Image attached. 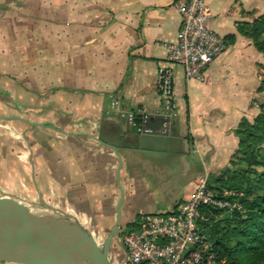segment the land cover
<instances>
[{
	"label": "crops",
	"instance_id": "0c3cea01",
	"mask_svg": "<svg viewBox=\"0 0 264 264\" xmlns=\"http://www.w3.org/2000/svg\"><path fill=\"white\" fill-rule=\"evenodd\" d=\"M204 1L207 27L227 47L201 81L173 66L177 114L166 143L138 135L108 105L113 94L159 127L155 79L162 44L180 26L174 0H0V115L43 124L0 120V199L44 203L101 243L117 184L119 226L131 229L145 214L173 211L198 173H219L237 147L234 129L256 116L263 94L264 56L237 28L264 13V0ZM112 252L126 264L120 245Z\"/></svg>",
	"mask_w": 264,
	"mask_h": 264
},
{
	"label": "built area",
	"instance_id": "2783aa9c",
	"mask_svg": "<svg viewBox=\"0 0 264 264\" xmlns=\"http://www.w3.org/2000/svg\"><path fill=\"white\" fill-rule=\"evenodd\" d=\"M174 8L180 16L176 41L162 44L166 49L165 64L156 71L159 127L151 128L147 115L125 110L115 95H109V111L124 117L137 134L162 135L170 130L171 120L177 114L173 66L181 67L187 80L201 81L206 67L227 47L224 39L207 27L210 10L204 0H174ZM231 194L222 191L219 196L208 185V174L198 173L192 181L190 196L173 211L145 214L134 228L121 231L126 264H228L202 234L199 222L207 221L202 213L205 208L225 213L240 210L237 201L225 198Z\"/></svg>",
	"mask_w": 264,
	"mask_h": 264
},
{
	"label": "trees",
	"instance_id": "16d2710c",
	"mask_svg": "<svg viewBox=\"0 0 264 264\" xmlns=\"http://www.w3.org/2000/svg\"><path fill=\"white\" fill-rule=\"evenodd\" d=\"M237 31L264 56V13L239 25ZM233 39V35L227 36V40ZM263 88L264 81L259 91ZM233 132L237 147L219 173L208 175V185L219 196L222 191L233 193L225 198L237 201L240 210L224 213L205 208L202 213L207 221L199 223L202 234L228 264H264V111L251 121L242 118Z\"/></svg>",
	"mask_w": 264,
	"mask_h": 264
},
{
	"label": "water",
	"instance_id": "95a60500",
	"mask_svg": "<svg viewBox=\"0 0 264 264\" xmlns=\"http://www.w3.org/2000/svg\"><path fill=\"white\" fill-rule=\"evenodd\" d=\"M28 126H43L18 115L1 116ZM169 143L170 130L162 135H141ZM105 145L108 141L97 139ZM119 200L113 227L101 243L68 215L41 203L40 206L18 204L0 199V261L15 264H111L110 244L120 231V206L123 192L119 184ZM119 245H121L119 237ZM123 248V247H122Z\"/></svg>",
	"mask_w": 264,
	"mask_h": 264
},
{
	"label": "rangeland",
	"instance_id": "374dc122",
	"mask_svg": "<svg viewBox=\"0 0 264 264\" xmlns=\"http://www.w3.org/2000/svg\"><path fill=\"white\" fill-rule=\"evenodd\" d=\"M262 81H264V75H262V77H261V82ZM260 92H262L263 94L262 95H260V98L258 99V101H254L255 103V108L258 110V112L261 110V111H264V88H263V90H260ZM229 192V191H228ZM32 206H34V205H32ZM225 213V212H224ZM223 216V215H222ZM221 216V217H222ZM111 230V229H110ZM123 230V228H121L120 227V231H122ZM121 234V233H120ZM120 234L118 235V236H114L113 238H112V241H111V244H110V253H109V256L110 257H112V260H110L109 259V261H110V263L111 264H115V261H114V259H113V255H112V251L113 250H115L117 247H118V245H119V237H120ZM112 261V262H111Z\"/></svg>",
	"mask_w": 264,
	"mask_h": 264
},
{
	"label": "flooded vegetation",
	"instance_id": "af4514ba",
	"mask_svg": "<svg viewBox=\"0 0 264 264\" xmlns=\"http://www.w3.org/2000/svg\"><path fill=\"white\" fill-rule=\"evenodd\" d=\"M110 260H112V258H111ZM111 262H112V261H111Z\"/></svg>",
	"mask_w": 264,
	"mask_h": 264
}]
</instances>
